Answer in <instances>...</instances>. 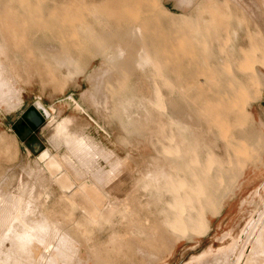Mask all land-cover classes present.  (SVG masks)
I'll use <instances>...</instances> for the list:
<instances>
[{
  "label": "rangeland",
  "instance_id": "1",
  "mask_svg": "<svg viewBox=\"0 0 264 264\" xmlns=\"http://www.w3.org/2000/svg\"><path fill=\"white\" fill-rule=\"evenodd\" d=\"M178 6V0H0V58L14 76L3 71L19 99L12 100L13 108L0 104V135L6 138L0 143V245L5 246L0 264H227L231 259L264 203V0H192L184 9ZM80 27H89L99 41L94 57L80 43ZM137 47L148 52L159 74L135 66ZM106 51L104 62L122 52L124 65L118 67L130 100L126 114L116 106L113 125L85 103L96 84L86 73L97 71ZM70 61L74 68L63 77L57 67ZM155 87L164 115L186 111L193 122L187 115L183 119L216 146L226 173L234 176L214 209L204 208L210 229L202 238L174 241L159 230L157 216L136 203L124 155L133 135L149 133L158 152L165 145L149 104ZM37 102L45 105L46 116L30 127L23 114ZM26 127L32 131L24 134ZM64 138H73L79 149L84 145L78 156L68 154ZM72 158L78 173L64 169ZM45 188L53 220L82 210L110 212L126 201L140 218L151 220L157 235L143 237L145 247L118 221L86 240L67 235L32 202L33 193ZM71 195L78 212L63 198ZM258 226L264 229V222ZM111 229L121 236L114 243ZM247 260L264 262L258 237Z\"/></svg>",
  "mask_w": 264,
  "mask_h": 264
},
{
  "label": "bare ground",
  "instance_id": "2",
  "mask_svg": "<svg viewBox=\"0 0 264 264\" xmlns=\"http://www.w3.org/2000/svg\"><path fill=\"white\" fill-rule=\"evenodd\" d=\"M191 1L192 0H178V7L184 9ZM135 32H137L135 29L130 30L131 34ZM93 34L94 32L89 27H80L78 30L81 45L86 46L84 50L87 49L86 51H88L92 57H94L93 49L98 48L97 44L99 43L97 40L93 41ZM102 44L103 48L106 43ZM99 46H101V44H99ZM136 49L133 58L135 66L139 70H148L150 74H159L156 64L148 52L140 47ZM107 53L106 51L105 57L99 58L101 60L100 64L97 66V71L90 69L86 73L89 78L94 75L96 84L87 94L89 102L85 103H90V105L97 107L98 117L104 120L105 123L107 122V125H113V120H118L116 106L121 109L123 114H126L130 100L128 97L126 80L122 75V70L118 67V62L124 65L122 52L116 51L113 55H110L111 59L109 62L107 61L108 63L103 60L104 58L108 60ZM124 53L125 52H123V55ZM73 59L76 58L74 57ZM72 64L73 61L69 63L60 62L58 65L59 68L57 67V69L60 70L63 77L64 75L70 76V72L74 68ZM3 71L9 73L12 78L14 77L9 68L2 62V58H0V104L3 103L11 108L12 100L18 102L19 99L17 96H13L15 93L10 87V84L6 81ZM111 71L113 82L110 83V86ZM3 89H7L8 92L3 94V92H5ZM151 93L152 97L149 99V104L152 105L157 112V121L154 128L162 135L165 145L162 147V151L158 152L154 144L150 141L149 133H146L143 137L133 135L131 140L126 144L127 152L124 157H127V160L125 166L134 184L133 192L138 196L135 198L137 199L136 203L140 206L141 210L145 209L149 214H155L159 220V230L162 234L173 237L174 241H177L181 237H189L190 235L202 238L207 235L210 229L204 214V208L214 209L216 203L222 197V192H226L234 176L233 174L226 173L223 165L224 160L219 158L215 152L216 146L210 144L209 140L203 136V132L196 131V127L192 128V126L187 123V120L191 118L185 113L186 111L184 112L182 108L184 113L179 111L177 113L178 116L172 113L174 117H178L177 119L172 115L165 116V104L159 90L155 87ZM69 99L73 100L71 97H69ZM238 103L239 102H237V104ZM34 105L46 116V111L44 109L45 105L42 102H37ZM179 107L181 108L182 105ZM186 115L187 120H184L183 118L186 117ZM119 121L122 123L121 120ZM194 123L196 124V122ZM120 129L124 132L122 125ZM148 129H151L150 126ZM5 139L3 135H0V143H4ZM64 140L69 149L68 154L78 156L84 145H82V149H79L78 143H73V138H64ZM224 147L227 150L229 146L226 144ZM54 150L59 151L56 145L54 146ZM151 156H156V160H151ZM81 158L82 157H80V159ZM72 161H74L73 158L69 159V161L67 160V167H64V169L78 173L80 170L72 168ZM177 161L178 164L175 163ZM178 166L182 168L179 169ZM62 175H64L63 172L60 176ZM62 181L64 180L62 179ZM62 184L65 185L64 182H62ZM67 193L70 194L71 190ZM165 196H168V198H165ZM32 197V202H34L40 210V216H43L51 224L58 221V223L63 226L62 228H65L63 231L72 237L86 240V237L90 236L98 229H107L113 225L115 221L128 226L127 233L130 238L136 240L145 247H149V244L147 241L145 242L146 239L143 240V237L149 236L150 233L157 235L158 228L152 224L151 220L147 217L144 218L146 215L140 218L136 207L134 208L126 201L114 205L111 208L113 210L110 212L105 211L95 215L93 210H82L78 212L76 198L72 195L66 196L63 198L71 203V206L77 210L79 216L69 213L65 215L61 214V222L59 219L53 220L51 211L47 210V202L50 198L47 188L38 193H33ZM157 203L162 206L156 207ZM9 216H13V213L10 215L8 214V217ZM3 220L6 219L4 218ZM259 222L261 224L264 222V203L259 208V211L256 212L251 222H249L250 224L248 223L249 226H247V230L244 232L243 237L239 239L234 251L235 253L231 259H228L227 264H254V262L251 263L250 260H247L248 253L252 249L254 240L258 237V243L264 246V229L262 228L259 230ZM109 235V240H111L110 243H114L121 239L120 232L114 229L110 230ZM3 241L4 239L0 241V243ZM0 247V250L5 249L3 244L0 245ZM252 255H255L256 258L258 257L254 251H252ZM253 261H255V258H253Z\"/></svg>",
  "mask_w": 264,
  "mask_h": 264
},
{
  "label": "water",
  "instance_id": "3",
  "mask_svg": "<svg viewBox=\"0 0 264 264\" xmlns=\"http://www.w3.org/2000/svg\"><path fill=\"white\" fill-rule=\"evenodd\" d=\"M43 113L40 109H37L36 106L28 107L23 116L31 122L33 127H37L42 122ZM32 130L29 127L25 128L24 134L30 133Z\"/></svg>",
  "mask_w": 264,
  "mask_h": 264
},
{
  "label": "trees",
  "instance_id": "4",
  "mask_svg": "<svg viewBox=\"0 0 264 264\" xmlns=\"http://www.w3.org/2000/svg\"><path fill=\"white\" fill-rule=\"evenodd\" d=\"M28 124H29V126H30V125L32 126V124H31L30 122H29ZM31 126H30V127H31Z\"/></svg>",
  "mask_w": 264,
  "mask_h": 264
},
{
  "label": "crops",
  "instance_id": "5",
  "mask_svg": "<svg viewBox=\"0 0 264 264\" xmlns=\"http://www.w3.org/2000/svg\"><path fill=\"white\" fill-rule=\"evenodd\" d=\"M263 108H264V106H263ZM80 257V256H79ZM87 258H88V256H87Z\"/></svg>",
  "mask_w": 264,
  "mask_h": 264
}]
</instances>
